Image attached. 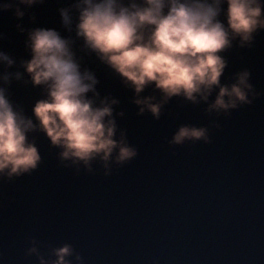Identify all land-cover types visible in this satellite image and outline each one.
<instances>
[{
	"label": "clouds",
	"instance_id": "1",
	"mask_svg": "<svg viewBox=\"0 0 264 264\" xmlns=\"http://www.w3.org/2000/svg\"><path fill=\"white\" fill-rule=\"evenodd\" d=\"M34 2L20 0L28 5ZM76 7V34L136 93L154 82L164 100L174 94L194 101L199 94L207 100L218 89L210 109L227 110L237 107L238 102H251L253 85L248 69L236 73L235 82L221 83L227 61L220 50L229 47L237 36L241 44L251 42L253 33L264 29V0H77ZM60 13L63 23L70 24L69 10L61 8ZM15 15L22 17L24 12L17 6ZM27 44L31 58L23 62L24 67L33 84L46 85L47 95L32 106L37 125L13 106L0 87V174L11 177L37 166L41 156L28 137L36 127L61 147V157L85 165L96 157L105 162L133 157L136 149L125 142L123 133L115 138L117 125L111 105L117 101L106 102L105 98L96 104L86 95L95 92L97 78L87 69L81 71L69 38L55 28L35 27L28 32ZM0 60L13 63L3 51ZM153 99L137 96L136 103L158 117L162 101L153 103ZM206 133L204 126L184 124L172 141L207 140ZM52 252L55 259L41 257V264H72L66 258L73 252L70 243Z\"/></svg>",
	"mask_w": 264,
	"mask_h": 264
},
{
	"label": "water",
	"instance_id": "2",
	"mask_svg": "<svg viewBox=\"0 0 264 264\" xmlns=\"http://www.w3.org/2000/svg\"><path fill=\"white\" fill-rule=\"evenodd\" d=\"M0 51L13 60H0V87L38 125L32 106L47 88L33 84L31 49L1 4ZM28 137L37 166L0 174V264H41L64 243L72 264H264V223L211 192L135 157L63 158L39 127Z\"/></svg>",
	"mask_w": 264,
	"mask_h": 264
}]
</instances>
